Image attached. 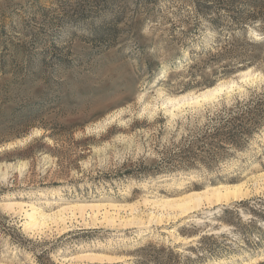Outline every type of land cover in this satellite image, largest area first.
Masks as SVG:
<instances>
[{
	"label": "rangeland",
	"instance_id": "374dc122",
	"mask_svg": "<svg viewBox=\"0 0 264 264\" xmlns=\"http://www.w3.org/2000/svg\"><path fill=\"white\" fill-rule=\"evenodd\" d=\"M218 82L235 86L187 104ZM259 94L264 0H0V264L263 262L264 123L209 165L177 156L213 112ZM241 183V198L125 227L77 214L32 233L1 206L137 203L145 221L160 213L146 196Z\"/></svg>",
	"mask_w": 264,
	"mask_h": 264
},
{
	"label": "bare ground",
	"instance_id": "6f19581e",
	"mask_svg": "<svg viewBox=\"0 0 264 264\" xmlns=\"http://www.w3.org/2000/svg\"><path fill=\"white\" fill-rule=\"evenodd\" d=\"M246 70L242 71L243 77H241V80L242 81L243 80L244 81L249 80V82H251L250 80L252 78L250 79L249 74H248L249 69H246ZM249 73H250V71H249ZM247 76H248V78H247ZM256 77H258V75ZM261 78H258V79H261ZM220 82H223V80ZM226 85H227V83H226ZM234 86H235L234 82H231L230 86H226V87H224V84L219 83V84L212 86V87H209V88L206 87L202 91L200 90L201 92H199L197 94L193 95L192 93H190V95L191 94L192 95L189 96V98L187 95V98H188L187 104H200L201 102L215 99L219 95L220 92H222L225 89L229 90V88H233ZM236 87H238V86H236ZM236 87L234 89H236ZM185 96H186V94H185ZM179 99H181V98H179ZM172 102H174L173 103L174 108L172 107L173 109H175L176 106L177 107L180 106V103H181L180 101H178V98H177V100H174V101L172 100ZM257 178H258V176H257ZM144 188H146V187H144ZM245 194H246V191H243V184L241 183L239 185L237 184V185H232V186H224V185L210 186V187H206L205 189H203L201 191H192V192L186 193L183 196H180V197L175 196L173 198H165L164 199V197L162 198V196H161L160 199L150 200V199H146L147 198V196H146V198L143 199L142 203H144L145 205L150 204L152 207L157 208L160 211V213H158V211L155 210L158 214L155 212H154V214L150 213V215L147 216L145 221L142 220L143 218H141L140 215L138 217L133 212L137 203L136 204L133 203L132 205L128 204L127 206H123L121 204L120 205L114 204V202L113 203H106V204L102 203V202H79V201L72 202V203H64L62 201V198H58V199H54L51 202V204L49 205V206H51L50 209H55V210H49V211L43 210L40 206H35L34 204H31V203H25V202H19V201H9V200L4 201L1 203V206L5 209H8V210H10V209L12 210L13 208L15 209V207H16L17 209H19V211H22L24 221H22L21 223L23 225V228H25L26 231L34 233L36 231H41L42 229H44L46 227L49 228L51 224L55 225L57 229L59 227H61V229H65L67 227L66 223L68 221L74 219L75 217H77L76 216L77 214L79 217H81V219H84L83 217L85 216V214H87L89 219H91L92 224L95 221H97L99 216L101 217V221L107 222L110 225H114L117 222V224L119 226H124V227L126 225H133V224L140 225L143 222H146L147 224L148 223L151 224L152 222L153 223H161V221H162L161 217L164 214L166 215V213L171 218L176 219L177 217L186 216V215L194 212L195 210L200 209L205 204H208V205L215 204L216 205V204L222 203V202L225 203L231 199L241 198ZM120 210H125V211L129 210L130 213L122 216L120 214ZM148 214L149 213H147V215ZM155 214H157V215H155ZM145 217H146V215H145ZM165 220H167V218ZM168 220H169V218H168ZM188 220H191V221H194L197 223L202 222V219L200 217H197L196 215H190ZM84 222H86V221H84ZM85 224H87V223H85ZM68 226H70V225H68ZM163 231L168 233L169 236H170V234H172V230L164 229ZM175 241H176V239H175ZM85 252H88V251H85ZM73 257H75V256H73ZM79 258H81V260H82V258L90 259V260H94V259L97 260L98 259L97 261H100L99 256L97 257L93 253H84V254L80 255ZM104 258H107V257H104ZM249 259H250V263H252V264L256 262L255 259H253V258L252 259L249 258ZM114 261H115V259H114ZM242 264H248V263L246 261H244Z\"/></svg>",
	"mask_w": 264,
	"mask_h": 264
},
{
	"label": "trees",
	"instance_id": "16d2710c",
	"mask_svg": "<svg viewBox=\"0 0 264 264\" xmlns=\"http://www.w3.org/2000/svg\"><path fill=\"white\" fill-rule=\"evenodd\" d=\"M244 43L252 44L245 40ZM230 45L235 47L234 42ZM237 57L242 63H251L250 59L240 60L243 55L239 54ZM207 118L199 128V133L194 137L191 136L186 148L178 149L177 156L182 162L192 164L201 161L204 165H209L216 162L223 151L242 147L243 143L264 123V95L259 94L235 101L230 106H224L213 112ZM256 264H264V261Z\"/></svg>",
	"mask_w": 264,
	"mask_h": 264
}]
</instances>
